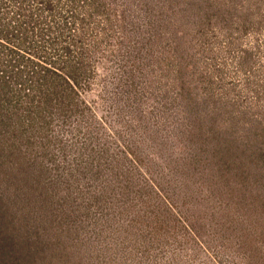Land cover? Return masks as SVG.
Returning <instances> with one entry per match:
<instances>
[{
	"label": "rangeland",
	"instance_id": "rangeland-1",
	"mask_svg": "<svg viewBox=\"0 0 264 264\" xmlns=\"http://www.w3.org/2000/svg\"><path fill=\"white\" fill-rule=\"evenodd\" d=\"M0 264H264V0H0Z\"/></svg>",
	"mask_w": 264,
	"mask_h": 264
}]
</instances>
